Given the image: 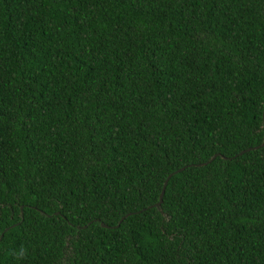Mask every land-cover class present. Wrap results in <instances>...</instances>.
<instances>
[{
	"label": "trees",
	"instance_id": "1",
	"mask_svg": "<svg viewBox=\"0 0 264 264\" xmlns=\"http://www.w3.org/2000/svg\"><path fill=\"white\" fill-rule=\"evenodd\" d=\"M262 110L264 0H0V264H264Z\"/></svg>",
	"mask_w": 264,
	"mask_h": 264
},
{
	"label": "water",
	"instance_id": "2",
	"mask_svg": "<svg viewBox=\"0 0 264 264\" xmlns=\"http://www.w3.org/2000/svg\"><path fill=\"white\" fill-rule=\"evenodd\" d=\"M262 125H264V110H262ZM263 142H264V140H262V142H261L260 144L262 145ZM255 148H257V147H254V149H255ZM247 150H249V149H247ZM242 152H243V151H242ZM242 152H241V153H242ZM241 153H240V154H241ZM213 157H214V155H213L210 159H212ZM210 159H209L207 162H209ZM203 164H204V163H199V164H197V165H203ZM182 169H183V167L178 168V169L174 170V172H178V171H180V170H182ZM174 172H173V173H174ZM171 174H172V173H171ZM171 174H168V175L165 177V179L163 180L162 185H161V188H160V191H159V193H158V200H157L154 204H152V206H154V207H158V206L160 205V202H161V198H162V195H163V191H164L165 184H166L167 179L170 177ZM121 219H122V218L119 219L118 223L121 221ZM118 223H117V224H118ZM100 225H101V226H106V225H104V224H102V223H100Z\"/></svg>",
	"mask_w": 264,
	"mask_h": 264
}]
</instances>
